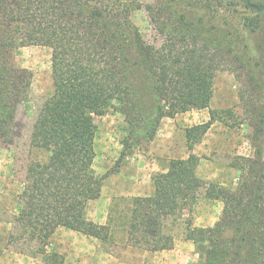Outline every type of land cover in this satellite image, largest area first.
<instances>
[{
	"label": "trees",
	"instance_id": "obj_1",
	"mask_svg": "<svg viewBox=\"0 0 264 264\" xmlns=\"http://www.w3.org/2000/svg\"><path fill=\"white\" fill-rule=\"evenodd\" d=\"M144 10L156 45L144 41L122 0H0V146L21 138L16 113L30 97L32 74L15 65L13 52L48 48L53 84L29 139L47 158L25 168L9 241L36 245L34 254L52 264L61 258L46 246L59 228L167 251L174 241L163 231L166 219L202 196L222 210L213 226L186 229L200 264H264V0H156ZM218 71L244 73L247 83L242 110L254 155L232 164L240 172L236 188L199 178L200 158L190 153L151 177L150 196L117 198L104 225L88 220L105 177L93 169L94 118L110 109L122 116L123 157L153 141L162 119L208 109L206 123L185 129L192 151L218 120L209 109Z\"/></svg>",
	"mask_w": 264,
	"mask_h": 264
},
{
	"label": "rangeland",
	"instance_id": "obj_2",
	"mask_svg": "<svg viewBox=\"0 0 264 264\" xmlns=\"http://www.w3.org/2000/svg\"><path fill=\"white\" fill-rule=\"evenodd\" d=\"M122 1L132 6L131 20L144 41L158 44V36L144 10L145 5L154 4L156 0ZM137 5L140 9L136 8ZM239 10L245 12L243 9ZM13 61L16 66L30 71L32 80L29 101L22 104L16 113V122L21 127L22 136L15 147L7 149L0 146V264H52L44 257L34 254L36 245L28 247L21 245V242L16 244L9 241V234L15 232L12 220L17 213L25 168L30 161H45L47 158L44 151L30 148L29 139L39 109L53 93L50 51L40 46L22 47L13 52ZM246 84L244 73L218 71L215 74L209 109L218 113V120L213 122L193 148L194 154L200 158L197 169L201 179L231 189H235L240 180V172L232 167L235 159L252 158L254 155L253 130L242 110ZM188 114L183 115L187 116L186 119L178 122L175 120L180 118V114L178 117L174 116V122L170 119L163 121L152 142H142L123 157L121 140L125 135V124L122 116L110 109L105 115L94 118L96 134L93 169L98 176L105 177L100 197L89 202L87 206L88 220L100 217H106L107 220L110 205L120 198L110 199L111 186L115 182L124 184L126 180L133 182L128 177L137 178L141 189H136L137 183L135 188L131 186L132 190L129 191L143 192L149 177L166 171L168 162L165 159L184 157L186 149L181 142L182 131L190 124L204 121L207 111ZM169 140H172L169 144L176 146V152L160 157L163 152L160 146ZM162 170L163 172H159ZM116 174L120 175L115 177ZM221 210V203L201 196L195 203L167 218L164 231L166 234H172L173 239L182 236L185 239L188 227L213 226L218 221ZM140 250L127 247L118 235H115L113 241L109 239L101 242L63 228L55 231L46 246L48 255H59L60 264H149L150 261L141 256ZM176 253L181 259L178 264H200L193 244L191 248L181 244Z\"/></svg>",
	"mask_w": 264,
	"mask_h": 264
},
{
	"label": "crops",
	"instance_id": "obj_3",
	"mask_svg": "<svg viewBox=\"0 0 264 264\" xmlns=\"http://www.w3.org/2000/svg\"><path fill=\"white\" fill-rule=\"evenodd\" d=\"M204 110L207 111V116L204 117V121L199 122L198 124H194V125L193 124H190L186 128H189V127H192V126H195V125H200V124L206 123L209 120V114H208V109H204ZM202 111L203 110H192V111H189V112L181 113L180 114V118H176V120L174 119V117L173 118H164V119H162V121L160 123V126L163 123V121H165V120L170 119V121H173L174 122V120H175L176 122H178V121H180L182 119H186L187 118V116H183V115H189L188 113H190V112H198V113L200 112L201 113ZM176 116L178 117L179 114H177ZM160 126L158 128V131L160 129ZM185 129H184V131H182V134H181L182 135L181 142H182V145L186 149V154L184 155V157H181V158H169V159H165L167 162H169L172 159H186L190 153H193L194 154V151L193 150L192 151H189L187 149V147H186V141H185V136H184ZM158 131H157V133H158ZM157 133H156V135H157ZM165 141H167V140H165ZM169 142H172V140H169L168 142H165L164 144H162L160 146V147L163 148L162 149L163 152H161L162 154H161L160 157H164L166 155H169L170 153H175L176 152V150H175L176 146L175 145L172 146L171 144H169ZM195 146L196 145H194V147ZM198 167H199V164H198L197 168ZM159 172H163V170L162 171H159ZM196 174H199L198 173V169L196 170ZM119 175L116 174L115 177H118ZM197 176L199 178H202L200 176V174L197 175ZM122 177H125V176H122ZM115 179H119V178H115ZM128 179H132L133 182H128V180H126L124 182V184H120V182H115L111 186L110 199L111 198H114V197H135V196L145 197V196H150L153 193V188H152V184H151V177H149L148 180L146 181V184H145L146 187L144 188L145 190L143 192L129 191V190H132V189H130L131 186H133L135 188V186L138 183L137 182L138 180H137V178H134V177L133 178L128 177ZM136 187H137L136 189L140 190L141 189V183H138V186H136ZM145 191H147V193H145ZM91 221L94 222V223H96V224H99V225H104L106 223V217H100V218L92 219ZM164 230H165V227L163 228V231ZM164 233H165V231H164ZM167 235H170V234H167ZM170 236L173 237L172 234ZM173 241H174V247L171 250L158 251V252H149V251L140 250L141 253H142L141 256L144 257V258H147L150 261L149 264H178V262L181 259L179 258V256L176 253L177 252V249L181 246V244H185L189 248L192 247V244L189 243L190 241H185V239H184L183 236H182V238L181 237L180 238L179 237H175L173 239Z\"/></svg>",
	"mask_w": 264,
	"mask_h": 264
}]
</instances>
